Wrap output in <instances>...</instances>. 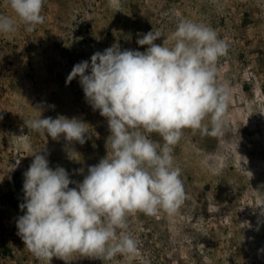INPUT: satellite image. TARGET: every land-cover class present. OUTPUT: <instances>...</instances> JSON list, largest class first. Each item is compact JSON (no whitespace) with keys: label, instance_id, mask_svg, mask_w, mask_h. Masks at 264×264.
<instances>
[{"label":"rangeland","instance_id":"1","mask_svg":"<svg viewBox=\"0 0 264 264\" xmlns=\"http://www.w3.org/2000/svg\"><path fill=\"white\" fill-rule=\"evenodd\" d=\"M0 14L15 18L7 0ZM41 15L32 32L17 20L15 32L0 34V264H46L16 227L31 154H46L50 167L82 181L107 153L106 118L86 101L79 77L66 84L74 64L116 42L143 52L138 35L168 36L180 20L212 28L228 45L216 64L217 82L228 90L222 134L183 129L173 157L186 200L174 215L127 218L135 255L73 253L51 264H264V0H44ZM58 116L84 122L85 143L53 140L25 124ZM150 138L163 143L158 134Z\"/></svg>","mask_w":264,"mask_h":264},{"label":"clouds","instance_id":"2","mask_svg":"<svg viewBox=\"0 0 264 264\" xmlns=\"http://www.w3.org/2000/svg\"><path fill=\"white\" fill-rule=\"evenodd\" d=\"M43 4L7 0L15 18L0 14V34L15 32L17 20L32 32L44 22ZM160 37L162 44H156ZM136 43L148 47L122 50L116 42L74 64L66 79L68 84L79 77L86 101L106 118V155L88 166L82 181L72 180L64 167H50L38 151L23 173L24 214L16 221L17 234L46 264L53 257L67 261L73 253L100 259L135 255L138 244L127 231V218L137 212L174 215L186 200L173 157L183 129L222 134L228 90L217 82L216 64L228 45L215 30L180 20L170 35L152 29ZM25 124L57 141L63 136L83 144L88 133L84 122L64 116ZM153 133L163 143L151 139ZM260 212L264 215V207Z\"/></svg>","mask_w":264,"mask_h":264},{"label":"trees","instance_id":"3","mask_svg":"<svg viewBox=\"0 0 264 264\" xmlns=\"http://www.w3.org/2000/svg\"><path fill=\"white\" fill-rule=\"evenodd\" d=\"M19 190H20V193L23 194V182L19 185ZM8 198L10 200H12L13 199V195H9ZM1 225L2 224H1V221H0V227H1Z\"/></svg>","mask_w":264,"mask_h":264}]
</instances>
